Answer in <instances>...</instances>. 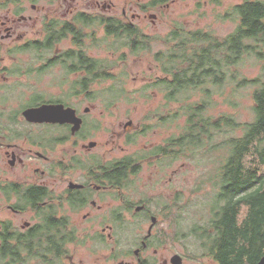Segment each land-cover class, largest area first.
Segmentation results:
<instances>
[{"label":"flooded vegetation","instance_id":"flooded-vegetation-1","mask_svg":"<svg viewBox=\"0 0 264 264\" xmlns=\"http://www.w3.org/2000/svg\"><path fill=\"white\" fill-rule=\"evenodd\" d=\"M167 1L128 0V5L118 15L113 13L115 4L108 0H0V210L14 214L31 213L21 225L12 218H0L1 264L27 263L32 259L40 264H58L59 260L77 264L75 253L87 240H98L108 251V240L113 239L112 233H108V229H113L108 225L111 213L113 219L124 221L132 211L133 214H143L150 225L137 246L131 249L130 255L133 256H114L117 264H174L172 258L179 253L164 260L145 257L150 249L156 248L157 256L162 251L163 229H158V224L160 216L166 215L171 206L164 204L162 215H155L149 209V200L141 199L143 195L135 189L143 161L151 164L156 157L172 162L173 155L167 158L161 153L166 142L157 147L158 152L154 147L148 155L108 158V102L104 106L106 135L103 143L96 137L97 130L103 128L102 123L91 122L92 108L59 98L46 101L43 95H34L33 103L24 105L21 111L26 123L22 127L24 131H14L17 125L15 81L24 75V67H31L29 72L35 71L42 78V71L50 68V64L66 65L74 81L76 95L73 99L85 95L96 100L98 95H104L108 101V86L106 90H96L94 85L107 83L111 69L130 66L128 54L143 57L146 45L150 44L149 33L138 21L143 14L144 19L155 24L158 14L153 11ZM134 7L140 12L133 11ZM153 7V11H143ZM111 19L117 23L110 25ZM68 25L73 29L65 35L55 36ZM127 48L129 52L120 54ZM54 50L55 53L47 57L37 55L38 60L32 59L41 51ZM157 65L164 74L156 78L164 80L166 73L159 60L154 61V66ZM173 93L171 88L168 94ZM45 103L74 109L76 120L80 121L79 128L74 130L76 124L70 122L34 123L26 120L24 110ZM2 118L7 121L4 133L1 131ZM129 121L132 124H125V133L134 129L133 121ZM146 126L145 123L136 126V137L144 134ZM34 127L40 132L33 133ZM21 136L24 141L13 140ZM129 136H133V132L126 135V143L137 144L138 141L132 143L130 140L134 137L128 139ZM79 214L85 222L84 235L76 227L75 217ZM54 221L56 226L61 223L52 231L48 225L51 223L53 227ZM175 225L176 221H169V226ZM39 227L45 232L34 233ZM2 232L9 234L7 247H4ZM19 243L24 246L20 248ZM17 253L23 261H17ZM179 255L182 264L187 257L192 259L187 253V257Z\"/></svg>","mask_w":264,"mask_h":264},{"label":"rangeland","instance_id":"rangeland-1","mask_svg":"<svg viewBox=\"0 0 264 264\" xmlns=\"http://www.w3.org/2000/svg\"><path fill=\"white\" fill-rule=\"evenodd\" d=\"M108 1L115 4L113 13L118 15L128 5V0ZM241 1L168 0L157 7L155 11H153L154 7L144 9L145 12L150 9L156 12L158 20L153 24L148 18L144 19L142 14V19L138 21L143 30L149 33L147 39L150 44L146 45L143 57L139 58V56L128 54L127 59L130 61V66L111 69L112 72L109 73L110 77L107 83L105 81L94 85L96 90H106V86H108V101L104 95H98L96 100H91L85 95L79 99H73L76 95L73 89L74 81L66 65L50 64V68L42 71V78L35 71L29 72L31 67H24V75L21 78H16L18 80L15 81L17 125L14 131H24L22 127H25L26 123L21 115L24 105L33 103L36 99L34 95H43L46 101L59 98L67 103H79L80 105L84 104V107L92 108L91 122L100 121L103 127L97 130L96 137L104 143L106 135L104 106L108 102V158L123 155L136 157L138 154L144 156L148 155V152L154 147L157 150V147L164 145L170 137H177L186 130L187 116L185 114L191 113L194 108L190 105L195 102L184 108L182 102L169 99L167 89L164 86H159L160 81L156 78L164 73L161 72L158 65L154 66L155 55L161 50L168 49L170 45L171 48L176 45V42L169 37L176 27L189 31L201 29L212 32L213 36L219 40L232 34L239 25L238 15L234 13V5ZM133 11L140 12L136 7L133 8ZM178 32L181 33L179 30ZM180 36L182 37V35ZM187 37L188 35L185 34L184 40ZM251 42L245 41V43ZM123 51L127 53L129 49H123L120 54ZM52 53H55V50L53 52L41 51L32 59L38 60L37 55L42 58ZM223 56L226 57L224 54ZM6 63L9 64V61ZM38 63L40 64V62ZM263 65V61L255 58L250 52L246 53L234 65L238 70L236 72L237 81L241 82L244 78L254 79L260 76ZM56 76V79H52ZM229 83L231 82L226 80L221 85L224 95H211L209 109L205 110L204 115L234 114L239 121H251L254 118L253 92L255 85L246 82V84H240V87H235ZM172 95H176V93ZM186 97L187 95H178V99L184 101L185 105L187 104ZM129 120L133 121L134 129L125 133L124 126L129 123ZM170 121L172 122L170 123ZM141 123H145L147 126L144 129V134L136 137V126ZM6 125L7 121L2 118V133L6 130ZM223 129L224 134L215 135L211 140L212 145L217 144L218 147L213 149L212 157L208 158L209 160L203 159L201 156L189 158L180 155L178 158H174L171 163L158 160L156 157L151 164L142 162L135 185V189L143 195L141 199L149 200V209L155 215H162L164 204L171 206L166 215L160 216L161 222L158 224V229H163L162 239H160L162 251L157 256L154 252L156 248L153 247L154 249L146 251L145 257L154 259L159 257L164 260L175 253L184 256L187 253L191 255L192 259L186 256L188 259L184 261V264H213L209 258L203 256L202 239L199 235L203 229H211L213 211L215 205L219 204L217 196L220 190V181L217 174L220 173V168L228 154L224 143L228 137L243 134L242 128L224 126ZM32 132H40V129L34 127ZM132 132L133 136H129L128 139L134 137L135 139L131 138L130 141L138 142L128 145L126 135ZM13 140L22 142L25 138L21 136ZM208 145H210V141L201 147ZM165 159L167 160V158ZM30 215V212L14 214L7 210H0L1 219L12 218L18 225L27 221ZM166 220L168 221L166 222ZM169 221H176V225L169 226ZM75 222L77 223L76 227L84 235L85 222H83L81 214L76 215ZM108 225L113 226V229H108V233L113 235V239L109 238L108 240V251L99 244L98 240L93 238L87 240L75 253L74 260L77 264H117V260H114L115 255L133 256L130 255V251L137 246L140 237L146 234L150 221L143 214H133L132 211L125 216L124 221L113 219L111 213V216L108 217ZM32 261L33 259L20 264H40L38 261Z\"/></svg>","mask_w":264,"mask_h":264},{"label":"trees","instance_id":"trees-1","mask_svg":"<svg viewBox=\"0 0 264 264\" xmlns=\"http://www.w3.org/2000/svg\"><path fill=\"white\" fill-rule=\"evenodd\" d=\"M234 13L238 15L239 25L222 40L215 38L212 32L176 27L169 35L176 45L155 55L166 73L159 86H164L167 91L172 88L176 93L168 94L169 99L182 102L184 108L195 102L190 105L194 108L191 113L185 114L186 130L177 137H170L161 147V153L167 158L185 155L208 159L218 147L212 145L211 140L215 135L224 134V126L242 128V135L228 137L223 142L228 154L217 174L219 204L213 211L211 229H203L199 236L203 256L214 264H258L264 255V65L260 76L244 78L241 82L236 79L238 70L234 65L248 52L264 62V0H242L234 5ZM109 22L110 25L117 23L113 19ZM118 26L116 30L120 34ZM72 29L69 25L62 31L55 29V36L65 35ZM185 34L188 35L186 40ZM248 40L252 42L245 43ZM226 80L235 87L246 82L255 85L254 118L251 121H239L234 114L204 115L209 109L211 95H224L221 85ZM178 95H187L186 105ZM209 141L210 145L201 147ZM170 148L174 150L170 151ZM55 223L53 227L51 223L48 225L52 231L58 229L61 222L58 226ZM42 232H45L43 227L34 231ZM8 235L2 232L4 247L8 246ZM20 244L19 247L24 246ZM16 257L19 262L24 260L19 253ZM58 264L66 262L59 260Z\"/></svg>","mask_w":264,"mask_h":264},{"label":"water","instance_id":"water-1","mask_svg":"<svg viewBox=\"0 0 264 264\" xmlns=\"http://www.w3.org/2000/svg\"><path fill=\"white\" fill-rule=\"evenodd\" d=\"M75 110L72 108H64L62 104L45 103L37 107H30L23 111V115L26 120L34 123H75L78 129L80 121L76 120ZM132 122L129 121L128 125ZM174 264H182V258L179 254H175L172 258ZM258 264H264V255L259 260Z\"/></svg>","mask_w":264,"mask_h":264},{"label":"bare ground","instance_id":"bare-ground-1","mask_svg":"<svg viewBox=\"0 0 264 264\" xmlns=\"http://www.w3.org/2000/svg\"><path fill=\"white\" fill-rule=\"evenodd\" d=\"M123 171V170H122Z\"/></svg>","mask_w":264,"mask_h":264}]
</instances>
